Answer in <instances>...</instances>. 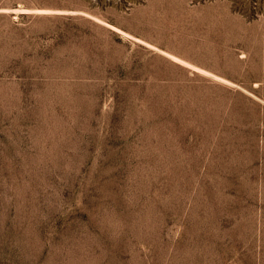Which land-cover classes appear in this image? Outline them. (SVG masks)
Wrapping results in <instances>:
<instances>
[{
  "label": "rangeland",
  "instance_id": "1",
  "mask_svg": "<svg viewBox=\"0 0 264 264\" xmlns=\"http://www.w3.org/2000/svg\"><path fill=\"white\" fill-rule=\"evenodd\" d=\"M0 264H264V0H0Z\"/></svg>",
  "mask_w": 264,
  "mask_h": 264
}]
</instances>
